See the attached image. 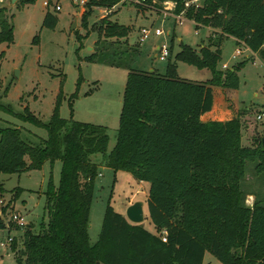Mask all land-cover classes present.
Here are the masks:
<instances>
[{
    "label": "trees",
    "instance_id": "trees-1",
    "mask_svg": "<svg viewBox=\"0 0 264 264\" xmlns=\"http://www.w3.org/2000/svg\"><path fill=\"white\" fill-rule=\"evenodd\" d=\"M34 1L17 0L15 6L22 8ZM146 1L158 9L170 1L173 14L183 13L197 29L212 30L200 48V59L182 45L176 56L207 66L211 79H180L174 75L176 62L169 63L164 75L130 70L116 143L109 153L106 127L59 117L61 89L47 124L27 107L23 115H17L46 130L47 138L37 145L25 142L17 128L0 129V176L40 169L44 162L61 163L57 187L50 182L44 193L46 224L37 233L25 226L19 251L12 239L15 264H203L206 252L221 264H264V204L246 205L241 188L247 163L253 164L255 174L264 175L262 136L253 138L250 146L242 145L246 111L225 122L201 120L212 109L211 87L237 89V73L246 63L232 70L217 69L224 38L243 43L264 61V0H203L201 6L187 8L186 0ZM118 2L89 0L81 21L87 20L93 8L110 9ZM2 11L0 42L10 44L12 27ZM113 13L102 19L101 36L126 38L130 29L109 21ZM56 23L57 18L47 11L42 26L53 29ZM76 39L81 41L78 35ZM80 82L70 99L76 97ZM95 154L101 155L107 168L149 184L146 204L154 233L130 223L108 205L98 241L89 244L87 229L98 170L90 157ZM3 193L0 180V231H19L21 227L4 222L10 206L3 204Z\"/></svg>",
    "mask_w": 264,
    "mask_h": 264
},
{
    "label": "rangeland",
    "instance_id": "rangeland-1",
    "mask_svg": "<svg viewBox=\"0 0 264 264\" xmlns=\"http://www.w3.org/2000/svg\"><path fill=\"white\" fill-rule=\"evenodd\" d=\"M49 1L48 7L43 6V0H35L19 8L11 0H0L2 15L12 27V43L0 42V129H19L22 139L33 146L47 138L46 130L22 121L17 115H23L27 107L38 120L47 124L60 89L59 117L106 127L109 153L116 143L122 97L130 70L164 75L169 63L176 62L174 75L180 79L195 82L211 79L207 66L176 59L181 45L190 48L200 59V48L206 45L208 31L197 29L188 20L179 23L170 11L163 14L165 8L173 11L174 4L170 1L159 9L118 4L111 11L114 13L109 16V21L130 29L123 39L101 36L99 27L107 15L104 8H93L83 23V13L72 0ZM199 2L202 4L203 0ZM54 5H59L60 11L55 12ZM47 11L57 18L53 29L42 26ZM141 28L152 32L159 29L163 35L156 37L151 34L139 43ZM76 35L80 36V42ZM163 44L172 52L166 61L156 58L157 48ZM236 48L238 46L232 38L222 40L217 69L224 71L221 68L223 65L230 68L246 61L237 73L238 88L228 91L226 97L242 111L250 109L242 130V145L250 146L253 138L264 134V63L260 60L252 63L254 58H247L244 54L233 58ZM94 52V58L89 59ZM78 79L81 82L77 95L70 99L76 91ZM1 107L9 109V112ZM258 115H262L261 120L256 119ZM90 159L98 165V170L87 229L89 244L94 246L98 241L106 207L110 205L125 216L130 200L144 203L141 226L154 233L146 204L149 184L135 180L127 172L107 168L100 154L92 155ZM25 162H29L27 158ZM60 170V161H54L44 162L40 169L0 176L4 189L3 204L10 206L4 222L7 225L12 214L22 217L24 222L19 231H0V264H15L16 254L10 248L11 243L6 242L8 236L15 240L16 250L19 251L25 226H31L32 231L37 233L46 224L44 193L50 182L57 187ZM245 174L241 188L246 196V205L252 206L255 201L264 204V175L255 174L251 163H247ZM2 243L4 246H1ZM203 264L221 263L206 252Z\"/></svg>",
    "mask_w": 264,
    "mask_h": 264
},
{
    "label": "built area",
    "instance_id": "built-area-1",
    "mask_svg": "<svg viewBox=\"0 0 264 264\" xmlns=\"http://www.w3.org/2000/svg\"><path fill=\"white\" fill-rule=\"evenodd\" d=\"M72 1L76 5V7L81 10L82 13L85 12L86 5L89 2V0H72ZM97 1H100V0H97ZM48 2H49V0H43V6L44 7H48L49 6V3ZM118 4H121V5L128 4V5H134V6H137V7H146V8L151 7V6L148 5V3H147L146 0H119ZM118 4L114 5L110 9L105 8V9H103V11L106 12L107 15H108L109 13H111V11ZM165 4H168V3L166 2V3H164V5ZM171 4L173 5V3H171ZM191 5H194L195 7L201 6L199 0H186L185 3H184V7L185 8L190 7ZM53 8H54V11L55 12L60 11V6L59 5H54ZM151 9H153V8L151 7ZM164 10L165 11L163 12V14H168V11L172 12L171 15H173L175 17V19L179 21V23H181L184 20H186L184 18L183 13H181L179 15H175V14H173V11H172L171 8H165ZM151 34L154 35V36H156V37H159V36H162L163 35V32H162V30H159V29H155L152 32V30H150V29L141 28L139 30V43L144 42L146 39L149 38V36ZM240 45H241V47L236 48V50L234 51L235 54L233 55V58H236L237 56H240L243 53V50L245 49V46H244L243 43H241ZM170 56H171L170 49H168V47L165 44H163L161 47L157 48L156 58H158L160 61H166ZM222 69L223 70H227L228 67L226 65H223L222 66ZM261 116L262 115H258L256 119L257 120H260L261 119ZM9 221L15 223L19 227L24 226V222H23L22 217H20V216H18L16 214H12ZM162 241L163 242L166 241V239H165L164 236L162 237ZM6 242L7 243H11L12 242V237L8 236ZM1 246H4V244L2 243Z\"/></svg>",
    "mask_w": 264,
    "mask_h": 264
},
{
    "label": "crops",
    "instance_id": "crops-1",
    "mask_svg": "<svg viewBox=\"0 0 264 264\" xmlns=\"http://www.w3.org/2000/svg\"><path fill=\"white\" fill-rule=\"evenodd\" d=\"M205 29L208 31V36H209L211 34L212 30L210 28H205ZM233 40L236 43L235 39H233ZM237 46L241 47V45H237ZM262 49L264 50V45H263ZM234 54H235V52H234ZM242 54L246 55L247 58L249 56L253 57L254 61L252 63H255L256 60L262 61L258 57V54L252 53L250 50H248L246 48L243 50ZM262 62L264 63V61H262ZM239 63H241V62H239ZM238 64H236L235 66H237ZM232 67H234V66H232ZM232 67H230V68L228 67V69L232 70ZM211 90H212V109L209 112L202 115L201 120L203 122H209V121L225 122V121L232 119L239 112L242 111V108H240V106H238L237 104L232 102V100H230V98L228 99L226 97V93L232 89H224L222 87L213 86V87H211ZM248 110H250V109H248ZM248 110L245 109L246 114L242 115V121L246 120V118L249 114ZM261 136L263 137L264 134ZM133 202H134L133 200H130L128 202V205L126 206V208L129 205L133 204ZM143 208H144V203H143Z\"/></svg>",
    "mask_w": 264,
    "mask_h": 264
},
{
    "label": "water",
    "instance_id": "water-1",
    "mask_svg": "<svg viewBox=\"0 0 264 264\" xmlns=\"http://www.w3.org/2000/svg\"><path fill=\"white\" fill-rule=\"evenodd\" d=\"M11 1L12 4H14L16 0ZM16 73H18V71H16ZM261 144L264 149V136L261 138ZM125 217L130 223L134 225H140L144 220L143 203L134 202L133 204L129 205L125 211Z\"/></svg>",
    "mask_w": 264,
    "mask_h": 264
}]
</instances>
